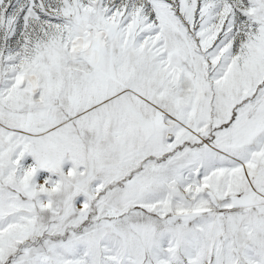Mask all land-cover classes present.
<instances>
[{
	"label": "snow or ice",
	"instance_id": "6c2138e0",
	"mask_svg": "<svg viewBox=\"0 0 264 264\" xmlns=\"http://www.w3.org/2000/svg\"><path fill=\"white\" fill-rule=\"evenodd\" d=\"M0 264H264V0H0Z\"/></svg>",
	"mask_w": 264,
	"mask_h": 264
}]
</instances>
